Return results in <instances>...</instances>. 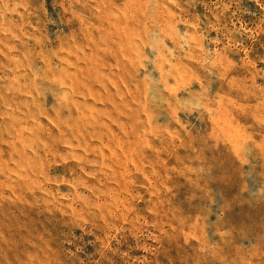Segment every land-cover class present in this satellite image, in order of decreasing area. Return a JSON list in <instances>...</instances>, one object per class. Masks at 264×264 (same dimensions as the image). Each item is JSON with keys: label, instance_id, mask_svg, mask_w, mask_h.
<instances>
[{"label": "rangeland", "instance_id": "374dc122", "mask_svg": "<svg viewBox=\"0 0 264 264\" xmlns=\"http://www.w3.org/2000/svg\"><path fill=\"white\" fill-rule=\"evenodd\" d=\"M0 264H264V0H0Z\"/></svg>", "mask_w": 264, "mask_h": 264}]
</instances>
